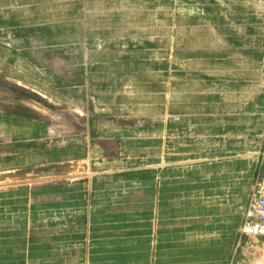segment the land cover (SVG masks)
Returning a JSON list of instances; mask_svg holds the SVG:
<instances>
[{"label":"crops","instance_id":"0c3cea01","mask_svg":"<svg viewBox=\"0 0 264 264\" xmlns=\"http://www.w3.org/2000/svg\"><path fill=\"white\" fill-rule=\"evenodd\" d=\"M8 34L33 36H0L1 72L14 51L10 80L53 100L62 75L101 120L0 116V264H226L264 135V0H0Z\"/></svg>","mask_w":264,"mask_h":264},{"label":"rangeland","instance_id":"374dc122","mask_svg":"<svg viewBox=\"0 0 264 264\" xmlns=\"http://www.w3.org/2000/svg\"><path fill=\"white\" fill-rule=\"evenodd\" d=\"M2 38L7 39L11 43H15L17 37L23 36L25 41L30 42L32 40L33 35H16V34H8V35H0ZM37 38V37H36ZM38 39V38H37ZM0 41L3 39L0 38ZM41 41V39H39ZM26 58L31 60L34 58V51L27 50L24 51ZM5 61L7 66L4 68L7 71L1 72L0 71V92L7 93V98H0V108H2V112L0 116L2 118H7L9 122H16L20 121L23 123H37L38 126L42 127L44 123H55L58 128L62 127L63 125H68L70 128H75L79 122H86V121H97L101 120L99 118V114H94L90 112V107L92 105V101L95 99H86V98H66L63 95V80L60 78L56 80V96L53 100H49L47 98H42L37 96V94H33L31 92V88L28 85L29 83H24V86L17 85L15 81L10 79L14 78V72H12L15 67L13 63L15 62V53L14 51H3ZM39 57H42L39 54ZM51 62L55 63L56 70L59 71L62 68L63 64V51L57 50L54 54L50 57ZM14 67V69H12ZM11 69V70H10ZM7 77V78H6ZM28 80V79H27ZM261 80L264 84V66L262 68V75ZM2 100V101H1ZM109 100V101H108ZM117 100V99H116ZM140 100V99H138ZM145 102L139 103L136 102V99H119L116 103H113L111 99H105L103 105L104 109L111 110L113 109V105H118L119 107H123L126 110L131 108L135 110L139 108V106H143L149 102L151 104H155L157 99L155 98H145ZM5 102V104H4ZM148 103V104H149ZM121 116V115H120ZM104 120H111L112 114L108 112L107 114H103ZM153 120H158V115H153ZM138 120V119H137ZM140 120V119H139ZM63 129L57 130V132H62ZM73 130V129H72ZM67 131V130H66ZM263 139V137H262ZM112 149V147H109ZM115 148V147H114ZM260 153V151H259ZM258 153V163L255 175L253 177L248 195L246 204H248L249 199L251 197L253 188L257 182H262V186H264V167H261L260 158ZM131 162H120L119 164L116 163H105V173L110 171L114 168H125L128 167ZM145 163H135V165L143 166ZM240 228V227H239ZM255 255L257 256L256 259H264V237H248L240 239L239 231L237 237H235L234 242L232 244V248L230 250L228 259L226 264H228L232 259H238L244 264H248L253 259H247L248 256ZM262 255L263 258H259L258 256Z\"/></svg>","mask_w":264,"mask_h":264},{"label":"built area","instance_id":"2783aa9c","mask_svg":"<svg viewBox=\"0 0 264 264\" xmlns=\"http://www.w3.org/2000/svg\"><path fill=\"white\" fill-rule=\"evenodd\" d=\"M261 167H264V135L259 153ZM240 239L264 236V186L257 182L245 209L239 229ZM228 264H244L238 259H232ZM248 264H264V259H254Z\"/></svg>","mask_w":264,"mask_h":264},{"label":"bare ground","instance_id":"6f19581e","mask_svg":"<svg viewBox=\"0 0 264 264\" xmlns=\"http://www.w3.org/2000/svg\"><path fill=\"white\" fill-rule=\"evenodd\" d=\"M254 260V259H253Z\"/></svg>","mask_w":264,"mask_h":264}]
</instances>
